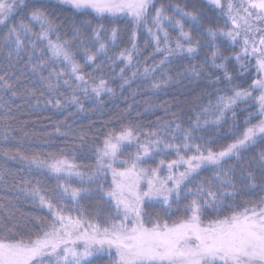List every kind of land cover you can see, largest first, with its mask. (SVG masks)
Segmentation results:
<instances>
[{
	"label": "snow or ice",
	"instance_id": "obj_1",
	"mask_svg": "<svg viewBox=\"0 0 264 264\" xmlns=\"http://www.w3.org/2000/svg\"><path fill=\"white\" fill-rule=\"evenodd\" d=\"M65 11L70 16L61 19ZM17 14L19 23L9 26ZM89 16L92 19H85ZM121 16L132 27L131 47L97 64L117 45L120 29L112 27L102 38L105 26L94 27L93 19L112 17L115 23ZM221 19L223 25L218 23ZM37 25L39 31H35ZM141 30L152 37L153 56L165 53L143 69L145 78L159 73L152 88L203 79L207 81L204 87L211 89L208 105L187 127L173 120L147 133L131 126L110 129L95 149V166L87 181L86 173L63 158V152L60 158L21 157L28 160L29 170L43 173L46 169L60 182L58 190L48 196L45 192L52 190L42 187L39 180L35 184L25 181L27 194L52 219L34 238L25 237L19 224L5 226L0 231V264H96L105 255L113 264H264V197L251 206L245 201L242 211L234 210L240 207L236 201L245 189L264 192V147L253 152L264 145V0H185L183 5L159 7L156 0H0V56L7 61L0 74V90L12 97H35L40 91L21 83L23 71L16 80L11 79V70L26 56L32 76L39 77L50 93L47 103L58 109L72 104L82 111L80 93L98 100L113 93L103 75L85 73L83 68L95 65L94 70L102 72L108 61L113 65L122 62L123 88L130 83L125 73L139 54L137 34ZM170 30L178 32L174 47ZM62 35L71 39H62ZM77 49L85 53L83 65L74 55ZM202 52L203 60L192 63ZM173 57L187 60L189 66L173 75L165 67ZM249 78L251 83L244 87ZM242 113L247 115L241 131L237 117ZM254 119L258 122L252 123ZM225 125L232 142L214 150L212 145L219 142ZM56 131L67 135L59 126ZM85 139L84 134L79 135L81 142ZM132 145L135 152L120 159ZM173 153L175 158L167 159ZM157 156L164 158L151 167ZM203 172L213 175L201 179ZM109 175L111 184L106 188ZM74 177L80 186H72ZM93 196L97 200L95 217L88 218L82 207L71 210L77 211L75 217L65 214L70 211L62 206L66 198L79 205ZM181 205L180 218L169 223ZM225 211L231 215H223ZM102 214L104 225L95 222ZM205 217L212 218L205 223Z\"/></svg>",
	"mask_w": 264,
	"mask_h": 264
},
{
	"label": "trees",
	"instance_id": "obj_2",
	"mask_svg": "<svg viewBox=\"0 0 264 264\" xmlns=\"http://www.w3.org/2000/svg\"><path fill=\"white\" fill-rule=\"evenodd\" d=\"M52 2L54 1L52 0ZM184 2L185 0H156V6L159 7L160 4L183 5ZM190 7L191 3H189ZM210 15H213V23H216L214 13H210ZM69 16L70 13L65 11L61 19H66ZM176 18L179 19V17ZM85 19H92V16L85 17ZM116 19L117 22L115 23L111 22L112 17L93 19L94 27L99 24L105 26L106 31L102 33V38L109 34L112 27L120 29V39L117 41V45L109 48L107 55L101 56L96 61L97 64L100 60H107L108 56L115 58L122 49L131 47L129 37L132 27L128 23V18L118 17ZM19 20V14L15 15L9 21V26L12 23H19ZM218 23L223 25L224 20L221 19ZM229 26L231 25L229 24ZM185 27L187 30L188 25L186 24ZM6 30V28L3 29V32H6ZM35 31H39L38 25ZM177 35V31H169V38L173 40L172 47L175 46L174 38ZM52 39H55V36ZM62 39H71V37L62 35ZM161 39H163V34H161ZM137 45L139 54L134 57L132 68L125 73V77L130 78V83L125 84L123 88H121L123 79L120 76V68L124 67L122 62L113 65L111 61H108L102 72L94 70L95 65H88L83 68L85 73H91L97 77L103 75L104 79L108 81V87L113 89V93H106L99 100L94 96L85 97L83 93H80V100L83 105L82 111L72 104H66L58 109L53 107L51 103H47L50 93L42 87L39 77L32 76L30 72L31 65L26 63V56L17 63L16 69L11 70L12 80H16V77L23 71L24 76L21 83L27 85L30 90L39 89L43 91L44 95L40 96V91H37L35 97L27 94L12 97L10 92L0 90V231H5V226L19 224L20 232L25 237L33 236L34 238L36 234H42V228H48L52 219L48 210L41 208L38 200L33 202L31 196L27 194L25 189L28 188V185L25 181L35 184L39 180L42 187L52 190L45 192V195L48 196L53 195L54 191L58 190L57 184L60 181L46 169L43 173L35 168L29 170L28 160L21 159V157L31 158L33 155L38 154L41 159H49L53 156L60 158V154L63 152L65 153L63 158L74 161L80 167V170L86 173L85 181H87V175H91V169L95 166V149L102 144L104 135L110 129L119 130L122 127L131 126L134 128L139 127L147 133L149 130H155L157 127H162L166 122L173 120L187 127L190 120H194L196 115L202 112L203 107L208 105V92L211 89L204 87L207 81L203 79L199 81L185 79L180 83L173 81L167 86L162 85L159 89H153L152 82L160 79L159 73L145 78L143 69L146 64L151 66L158 62L165 53H156L153 56L155 44L152 42V37L148 36L147 32L143 30L137 34ZM161 46L163 47V45ZM236 50L238 51L239 48ZM90 51L94 52L95 48L90 47ZM74 55L77 62L83 65L85 53L77 49L74 50ZM204 55L205 53L202 52L199 58L192 61V63L199 64ZM171 59L172 63L165 67L173 75L176 74L177 70L189 66V62L180 57ZM6 64L7 61L3 56H0V74L4 72ZM133 72L137 73L135 77H133ZM44 75H47V72ZM252 76H255L254 70ZM250 83L251 79L249 78L244 87H247ZM67 95H71L70 91L67 92ZM59 98L62 101L64 99L63 96ZM211 99L213 102L215 101L214 96ZM241 107H244V105H241ZM252 111H255V109H252ZM245 115L247 113H242L237 117V121L241 123V131L243 130L242 121ZM177 117L180 119L177 120ZM257 122L256 119L252 120V123ZM57 126L67 135L59 134L56 131ZM227 127V125L224 126L219 142L212 145L214 150L226 147L227 144L232 142L230 136L226 135ZM205 131L212 132L214 130L206 129ZM80 134L85 135L84 142L79 140ZM207 138L205 136V139ZM141 139H143V136ZM176 143H179V141H176ZM261 147H264V145H258L256 149H253V152L258 151ZM129 152H135V145L125 148L124 155L119 158H127ZM163 158L157 156L154 161L150 162V166L155 167L156 163ZM174 158V153L167 157L169 160ZM249 159H251V155H249ZM143 166L148 167L149 165ZM211 175L213 173L203 172L200 178L203 179ZM106 179L105 187L107 188L111 184V175ZM72 186H80V180L75 177L72 178ZM261 197H264V192L259 189L251 193L245 189V194L236 201L240 207L234 210L242 211L243 207L246 206L245 201L248 202L247 206H251L253 203H258ZM96 205L97 200L93 196L81 200L79 205H74L70 198H66L62 206L70 210L65 213L66 215L75 217L77 211L82 207L86 210L87 217L92 218L96 215ZM73 208H76L77 211H71ZM173 210L175 211V206ZM182 212L183 205H181L180 212L171 217L169 223L179 219ZM223 215H231V212L225 211ZM37 217L40 219L37 220ZM211 218L205 217L204 222L207 223ZM95 222L104 225L106 223L104 215L102 214L100 219ZM96 264H111V261L103 257L96 259Z\"/></svg>",
	"mask_w": 264,
	"mask_h": 264
},
{
	"label": "rangeland",
	"instance_id": "obj_3",
	"mask_svg": "<svg viewBox=\"0 0 264 264\" xmlns=\"http://www.w3.org/2000/svg\"><path fill=\"white\" fill-rule=\"evenodd\" d=\"M54 1V0H53ZM121 18H127V17H123V16H121ZM183 169H181V171H182ZM112 178V177H111ZM144 187L146 188V184L144 185ZM104 257H106L107 259H108V257H107V255H105ZM111 261V260H110ZM111 264H113V262L111 261Z\"/></svg>",
	"mask_w": 264,
	"mask_h": 264
}]
</instances>
